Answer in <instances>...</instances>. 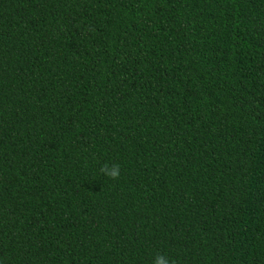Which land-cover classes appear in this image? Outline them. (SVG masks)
<instances>
[{
	"label": "trees",
	"instance_id": "16d2710c",
	"mask_svg": "<svg viewBox=\"0 0 264 264\" xmlns=\"http://www.w3.org/2000/svg\"><path fill=\"white\" fill-rule=\"evenodd\" d=\"M161 253L264 264V0H0V264Z\"/></svg>",
	"mask_w": 264,
	"mask_h": 264
},
{
	"label": "clouds",
	"instance_id": "9594fccd",
	"mask_svg": "<svg viewBox=\"0 0 264 264\" xmlns=\"http://www.w3.org/2000/svg\"><path fill=\"white\" fill-rule=\"evenodd\" d=\"M100 172L111 180H118L121 175L120 165L116 163L103 164L100 168ZM153 264H175V261L170 260L166 254L161 253L155 256Z\"/></svg>",
	"mask_w": 264,
	"mask_h": 264
}]
</instances>
